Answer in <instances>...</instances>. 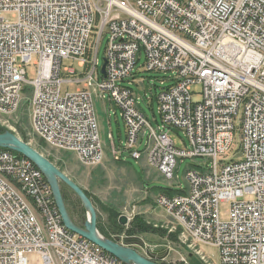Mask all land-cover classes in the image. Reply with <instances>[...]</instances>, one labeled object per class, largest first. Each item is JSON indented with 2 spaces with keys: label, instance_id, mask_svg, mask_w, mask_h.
Listing matches in <instances>:
<instances>
[{
  "label": "built area",
  "instance_id": "built-area-1",
  "mask_svg": "<svg viewBox=\"0 0 264 264\" xmlns=\"http://www.w3.org/2000/svg\"><path fill=\"white\" fill-rule=\"evenodd\" d=\"M143 53L146 68L171 80L157 92L158 129L127 82ZM65 83L83 86L63 91ZM27 88L34 130L82 163L105 156L93 91L122 108L127 140L112 142L118 156L144 157L167 179L179 157L201 156L186 188L159 191L156 203L187 228L202 263L207 244L218 247L222 264H264V0H0V112L17 110ZM240 110L241 155L229 160ZM172 128L185 132L190 148L175 144ZM15 151L0 148V264H29L34 251L41 264H137L69 228L47 195V176ZM222 201L230 202L226 219Z\"/></svg>",
  "mask_w": 264,
  "mask_h": 264
},
{
  "label": "rangeland",
  "instance_id": "rangeland-1",
  "mask_svg": "<svg viewBox=\"0 0 264 264\" xmlns=\"http://www.w3.org/2000/svg\"><path fill=\"white\" fill-rule=\"evenodd\" d=\"M107 36L108 34H104L99 42L100 67L104 60ZM144 60L143 53L133 76L127 82L131 81L130 85L137 95L140 107L153 127L158 129L164 123L157 92L163 83L169 84L171 80L163 79L161 70L146 68L143 65ZM65 63L75 62L65 61ZM75 65L80 69L76 63ZM28 76H35L34 67L29 68ZM81 86L83 85L65 83L62 90L74 91ZM201 89L200 84L193 86L195 100L200 98ZM30 94L31 90L25 89L17 110L10 113L0 112V132L11 130L29 141L86 191L96 208L97 228L102 235L117 239L120 243L129 245L148 257L149 249H165L166 255L159 259L162 264H204L194 254V248L185 246L180 238L179 227L174 225L156 203L158 193L156 187L186 188L188 182L186 172L193 165L201 164L203 161L201 156L179 157L175 169L176 177L173 179L164 178L144 157L135 158L124 149L118 151L120 152L118 156L119 154L114 153L112 142H115L116 147H123L127 140L122 108L108 93L103 98L97 91H93L105 156L97 164L82 163L77 159L74 151L52 147L34 130L29 111ZM241 111L234 119V139L226 153V158L229 160L241 155ZM110 134L113 139L109 137ZM169 134L177 146L191 147L190 140L183 130L172 128ZM146 139L147 136L139 146L140 149H144ZM60 182L65 183L62 180ZM67 195L68 200L65 199V203L72 220L77 224H84L88 217V208L73 189H68ZM229 206V201L220 203L221 218L228 217ZM122 214L127 216L125 223L119 221ZM201 248L209 257L206 258L207 262L220 264L218 247L202 244ZM27 257L29 264L42 263L40 254L35 251L27 253Z\"/></svg>",
  "mask_w": 264,
  "mask_h": 264
},
{
  "label": "water",
  "instance_id": "water-1",
  "mask_svg": "<svg viewBox=\"0 0 264 264\" xmlns=\"http://www.w3.org/2000/svg\"><path fill=\"white\" fill-rule=\"evenodd\" d=\"M103 58L105 59V57ZM105 64L106 59L102 65L103 72H105ZM0 146L8 147L27 156L44 172L53 189L63 221L69 228L88 237L95 243L101 245L105 250L125 262L132 260L137 264H162L159 262V259L166 255L165 249H149L148 257L137 251L135 248L120 243L117 239L102 235L97 228L96 208L86 191L75 180L61 170L48 156L32 145L29 141L24 140L11 130H5L0 132ZM61 180L78 194L85 206L88 208V217L84 222L83 227L77 225L69 214L61 191ZM119 221L121 223H125L127 221V216L125 214L120 215Z\"/></svg>",
  "mask_w": 264,
  "mask_h": 264
},
{
  "label": "bare ground",
  "instance_id": "bare-ground-1",
  "mask_svg": "<svg viewBox=\"0 0 264 264\" xmlns=\"http://www.w3.org/2000/svg\"><path fill=\"white\" fill-rule=\"evenodd\" d=\"M37 132V131H36ZM28 169L31 170L33 173H40V168L34 163V162H28ZM160 171V169H158ZM47 195H54L53 189L52 188H47ZM180 231V238L187 246V248L192 247L195 249V252H198V244L196 243V240L191 239V236L187 234V228L186 227H179ZM188 250V249H187ZM206 264H211L207 262ZM222 264V263H220Z\"/></svg>",
  "mask_w": 264,
  "mask_h": 264
},
{
  "label": "trees",
  "instance_id": "trees-1",
  "mask_svg": "<svg viewBox=\"0 0 264 264\" xmlns=\"http://www.w3.org/2000/svg\"><path fill=\"white\" fill-rule=\"evenodd\" d=\"M0 148H4V147H0ZM13 151H15V150H13ZM17 154H19V155H23V154H21L20 152H18V151H15ZM157 188V190H158V192L159 191H166V192H173V191H175L176 189H171V188H166V187H160V186H158V187H156ZM68 189H71L67 184H66V186H63V187H61V191H62V194H63V197H64V199H67V190ZM68 200V199H67Z\"/></svg>",
  "mask_w": 264,
  "mask_h": 264
},
{
  "label": "flooded vegetation",
  "instance_id": "flooded-vegetation-1",
  "mask_svg": "<svg viewBox=\"0 0 264 264\" xmlns=\"http://www.w3.org/2000/svg\"><path fill=\"white\" fill-rule=\"evenodd\" d=\"M60 184H61V187H63V186H66V184H65V183H63V182H62V183L60 182Z\"/></svg>",
  "mask_w": 264,
  "mask_h": 264
},
{
  "label": "crops",
  "instance_id": "crops-1",
  "mask_svg": "<svg viewBox=\"0 0 264 264\" xmlns=\"http://www.w3.org/2000/svg\"><path fill=\"white\" fill-rule=\"evenodd\" d=\"M167 216V215H166Z\"/></svg>",
  "mask_w": 264,
  "mask_h": 264
}]
</instances>
